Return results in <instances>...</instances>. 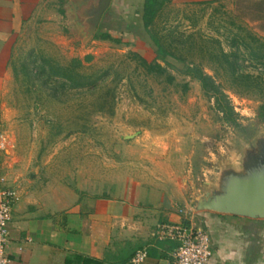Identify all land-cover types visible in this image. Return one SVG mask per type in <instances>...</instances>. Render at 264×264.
Listing matches in <instances>:
<instances>
[{
	"label": "rangeland",
	"instance_id": "rangeland-1",
	"mask_svg": "<svg viewBox=\"0 0 264 264\" xmlns=\"http://www.w3.org/2000/svg\"><path fill=\"white\" fill-rule=\"evenodd\" d=\"M153 29L169 50L186 63H200L215 78L229 96L241 127L223 123L199 82L183 73L185 63L169 58L175 68L168 67L161 76L149 73L134 56L155 58L140 27L109 31L101 26L86 45L72 35L56 45L34 32L18 44L13 80L0 106V135L9 150L17 151L19 168L45 182L100 195L110 188L117 193L121 185L149 193L152 180L174 179L171 182L184 192L182 209L193 211L191 188L183 180L189 178L203 187L219 160L232 155L231 138L246 133L251 124L264 129V85L260 90L234 84L208 54L217 48L214 40L221 41L225 52L235 51L232 39L244 31L264 40V0L169 3ZM104 33L120 41L103 40ZM44 56L61 66L80 59L79 72L96 83L82 89L65 88L58 78L45 83L39 75ZM246 57L240 53V71L259 75L262 68ZM178 163L183 165L181 171L174 169Z\"/></svg>",
	"mask_w": 264,
	"mask_h": 264
},
{
	"label": "crops",
	"instance_id": "crops-1",
	"mask_svg": "<svg viewBox=\"0 0 264 264\" xmlns=\"http://www.w3.org/2000/svg\"><path fill=\"white\" fill-rule=\"evenodd\" d=\"M232 1L166 0L165 5ZM79 5V0H0V106L13 80L18 44L27 35L42 33L44 38L40 37L56 45L71 35L75 41L83 40L76 29ZM144 8L145 0H111L96 33L101 26L109 31L141 27ZM9 148L0 150V177L4 179L0 191L13 190L17 196L6 247L10 264H132L140 250L147 252L142 264H170L177 244L158 240L156 233L162 224L176 222H189L210 235L208 264H264L262 219L182 209L184 192L171 182L174 179L163 184L152 180L149 193L121 185L117 193L110 188L101 195L45 182L19 168L18 153ZM181 167L178 163L174 169L181 171ZM166 196L178 211L164 209Z\"/></svg>",
	"mask_w": 264,
	"mask_h": 264
},
{
	"label": "trees",
	"instance_id": "trees-1",
	"mask_svg": "<svg viewBox=\"0 0 264 264\" xmlns=\"http://www.w3.org/2000/svg\"><path fill=\"white\" fill-rule=\"evenodd\" d=\"M165 3L166 0H145V8L142 13L143 25L140 29L146 34L147 40L145 41L154 51L155 58L148 61L140 54L134 53V56L140 60L142 66L146 68L149 73H155L160 76L166 73L168 67L175 68V66L169 62V58L174 59L177 62L185 63L182 69L183 73L199 82L205 96L214 101L215 109L221 114L222 121H234L237 119L238 115L230 102L229 96L216 82L215 78L205 73L200 63H186L185 58L178 55L176 52L169 50L163 39L160 38L153 29ZM138 33L140 34V31ZM101 38L103 40H112L115 42L120 41L113 38L108 33L102 34ZM214 43L217 48L209 49L208 54L210 55L212 62L217 64L221 71H225V73L230 75L234 84H242V87H245L246 89H263L264 40L248 31H244L243 34H236V37L232 39V45L235 48V51L230 53L225 52L220 40H214ZM240 53L246 54L247 57L245 60L252 62L258 68H262L259 75L244 74L240 71L241 65L238 64ZM90 59V57H87L88 61ZM82 65L83 62L78 58L72 59L67 66H61L55 62V60L44 56L41 65L39 66V75L45 77V83H47L46 81L49 79L58 78L62 79V85L65 88L82 89L96 83V80L91 76H86L79 72ZM169 80L172 82L174 78L170 77ZM185 224H189V222H186ZM127 260L128 258L125 259V261Z\"/></svg>",
	"mask_w": 264,
	"mask_h": 264
},
{
	"label": "water",
	"instance_id": "water-1",
	"mask_svg": "<svg viewBox=\"0 0 264 264\" xmlns=\"http://www.w3.org/2000/svg\"><path fill=\"white\" fill-rule=\"evenodd\" d=\"M79 1L76 29L86 45L111 0ZM228 144L232 155L219 160L213 177L203 187L189 178L183 180L191 188L192 210L264 220V129L251 124L246 133H238ZM163 207L169 213L178 211L167 196Z\"/></svg>",
	"mask_w": 264,
	"mask_h": 264
},
{
	"label": "built area",
	"instance_id": "built-area-1",
	"mask_svg": "<svg viewBox=\"0 0 264 264\" xmlns=\"http://www.w3.org/2000/svg\"><path fill=\"white\" fill-rule=\"evenodd\" d=\"M8 148L6 138L0 135V150ZM0 182L4 179L0 177ZM17 200L13 190L0 191V264H10L6 247L9 240V226L12 222L14 202ZM156 237L160 241L172 240L177 244L170 264H208L212 256L210 235L191 223L184 222L162 224ZM147 258L145 250L138 251L132 264H142Z\"/></svg>",
	"mask_w": 264,
	"mask_h": 264
},
{
	"label": "flooded vegetation",
	"instance_id": "flooded-vegetation-1",
	"mask_svg": "<svg viewBox=\"0 0 264 264\" xmlns=\"http://www.w3.org/2000/svg\"><path fill=\"white\" fill-rule=\"evenodd\" d=\"M240 118L239 116L237 117V119H235L234 121H229V122H223L224 124H226L227 126H231V127H236V128H240L241 127V124H240ZM241 130L243 132H246V128H241Z\"/></svg>",
	"mask_w": 264,
	"mask_h": 264
}]
</instances>
